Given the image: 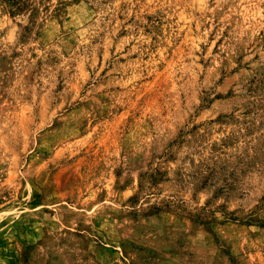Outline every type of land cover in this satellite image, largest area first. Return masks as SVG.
<instances>
[{
  "label": "rangeland",
  "instance_id": "obj_1",
  "mask_svg": "<svg viewBox=\"0 0 264 264\" xmlns=\"http://www.w3.org/2000/svg\"><path fill=\"white\" fill-rule=\"evenodd\" d=\"M0 264H264V0H0Z\"/></svg>",
  "mask_w": 264,
  "mask_h": 264
}]
</instances>
